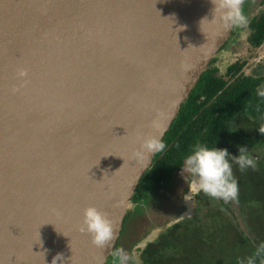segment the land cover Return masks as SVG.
Returning a JSON list of instances; mask_svg holds the SVG:
<instances>
[{"label": "water", "instance_id": "95a60500", "mask_svg": "<svg viewBox=\"0 0 264 264\" xmlns=\"http://www.w3.org/2000/svg\"><path fill=\"white\" fill-rule=\"evenodd\" d=\"M213 8L211 0H0V264H52L58 255L57 264H106L156 155L138 161L133 151L143 138L162 141L231 35L212 21ZM186 201L192 217L195 197ZM90 205L113 221L110 247L78 230ZM186 217L138 243L136 264Z\"/></svg>", "mask_w": 264, "mask_h": 264}, {"label": "trees", "instance_id": "16d2710c", "mask_svg": "<svg viewBox=\"0 0 264 264\" xmlns=\"http://www.w3.org/2000/svg\"><path fill=\"white\" fill-rule=\"evenodd\" d=\"M250 28V40L254 45L261 44L264 14L253 19ZM212 64L213 59L182 103L162 139L166 150L156 153L130 203L167 189L197 143L228 150L239 186V203L214 202L203 193L195 196L194 216L173 225L148 244L140 255L142 264H243L264 243V143L234 132L230 125L239 114H249L264 125V98L255 94L260 88L257 81L243 78L227 85L223 75H229L233 68L223 74ZM241 147L257 154L254 170H241L235 163ZM118 246L116 243L114 249Z\"/></svg>", "mask_w": 264, "mask_h": 264}, {"label": "clouds", "instance_id": "9594fccd", "mask_svg": "<svg viewBox=\"0 0 264 264\" xmlns=\"http://www.w3.org/2000/svg\"><path fill=\"white\" fill-rule=\"evenodd\" d=\"M211 3L214 5L212 21L219 20L225 30L247 27L249 21L244 12L245 0H211ZM182 67L187 70L188 66L182 65ZM18 75L24 77L27 75V71L22 69ZM255 94L264 98V86L258 88ZM152 126L158 127V122L154 120ZM258 131L264 134V125H261ZM166 148V143L157 136H149L142 139L140 147L133 151L132 157L143 161L150 155L165 151ZM228 157L227 149L209 148L206 145L195 144L190 154L184 158L182 166L181 174L184 178L185 174L191 177L187 182L189 192L185 199L192 200L194 196L203 193L214 202L239 203V186L234 178L232 163ZM234 159L241 170L248 168L254 170L257 166L255 159L245 147L240 148V155ZM78 230L81 233L89 234L92 245L98 249L110 247L116 239L113 221L106 213L91 205L83 210V218ZM111 256L112 264H136L135 253L125 251L123 248L114 249ZM59 259H61L60 255L53 259L52 264H57ZM243 264H264V243L255 249Z\"/></svg>", "mask_w": 264, "mask_h": 264}, {"label": "rangeland", "instance_id": "374dc122", "mask_svg": "<svg viewBox=\"0 0 264 264\" xmlns=\"http://www.w3.org/2000/svg\"><path fill=\"white\" fill-rule=\"evenodd\" d=\"M247 10L244 9L246 16L251 12L249 11L248 14ZM224 54L225 50H221L215 56L221 59ZM220 68L222 69L223 66L221 65ZM247 124L249 125L248 128H252L250 126L253 123L250 120ZM258 134L261 135L259 131ZM181 173L175 174L173 181L167 189L147 195L137 203H129L131 206L128 205L126 211V215L128 216L123 222L117 240V243H119L118 248H123L125 251L133 253V251L138 250L136 248L137 244L153 231L163 228L167 224H170V222L179 220L182 216L187 217L180 222L189 218L190 215L187 214L189 212L188 203L185 196L188 192L187 182L191 177L185 174L184 178ZM109 264H112V259Z\"/></svg>", "mask_w": 264, "mask_h": 264}, {"label": "flooded vegetation", "instance_id": "af4514ba", "mask_svg": "<svg viewBox=\"0 0 264 264\" xmlns=\"http://www.w3.org/2000/svg\"><path fill=\"white\" fill-rule=\"evenodd\" d=\"M248 7L249 9L247 10ZM244 9L247 10L248 14L249 11H251L247 16L249 21L247 27L232 28L230 37L219 50H225V54L221 59H218L216 56L213 57L212 67L218 68L223 74H225L229 68H233V71H231L229 75H223V80L227 85L239 79L251 78L257 81L259 83L258 86L261 87L264 86V40L259 45L253 44L250 40V35L252 34L250 22L264 14V0H245ZM219 65H222L223 68L221 69ZM249 120L253 123L252 126H250L252 128H248L249 125L247 123ZM230 125L234 132H238L240 135L248 137L249 139L252 138V140H262L261 142L264 143V135L258 134V130H256V128L263 125L262 122L252 120L249 114H239L237 120L232 121ZM253 127L255 128L253 129ZM259 151L261 152L262 149H259ZM248 153L255 160H258V156L255 152L248 150Z\"/></svg>", "mask_w": 264, "mask_h": 264}]
</instances>
